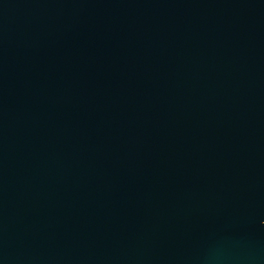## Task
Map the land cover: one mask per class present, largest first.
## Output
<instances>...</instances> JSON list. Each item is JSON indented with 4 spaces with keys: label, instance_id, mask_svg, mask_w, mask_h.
I'll return each instance as SVG.
<instances>
[{
    "label": "water",
    "instance_id": "95a60500",
    "mask_svg": "<svg viewBox=\"0 0 264 264\" xmlns=\"http://www.w3.org/2000/svg\"><path fill=\"white\" fill-rule=\"evenodd\" d=\"M0 264H264V0H0Z\"/></svg>",
    "mask_w": 264,
    "mask_h": 264
}]
</instances>
